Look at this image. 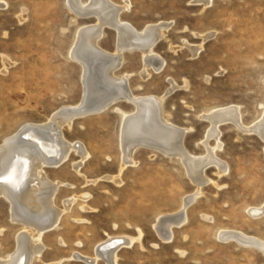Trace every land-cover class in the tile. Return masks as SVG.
<instances>
[{
	"label": "rangeland",
	"instance_id": "1",
	"mask_svg": "<svg viewBox=\"0 0 264 264\" xmlns=\"http://www.w3.org/2000/svg\"><path fill=\"white\" fill-rule=\"evenodd\" d=\"M113 2L129 3L122 17L138 29L167 24L154 49L165 61L162 69L145 68L141 51L126 50L117 74L130 75L138 95L164 96V116L186 129L184 145L191 153L206 154L219 141L215 152L225 168L210 164L200 186L178 155L141 145L121 171L120 113L110 107L76 118L64 134L84 143L90 155L80 171L76 151L44 168L51 181L63 182L55 201L64 213L59 226L41 236L46 248L31 264H92L75 254L92 256L111 236L141 237L119 249V264H264V246L220 236L236 230L264 244V133L225 121L217 129L219 140L206 141L211 121L204 117L236 105L243 125L263 119L264 0ZM75 14L67 0H0V143L82 99V66L70 51L79 28L96 23L97 16ZM104 32L100 44L114 52L117 30L106 25ZM116 106L136 108L128 100ZM188 195L184 221L165 241L158 219L179 211ZM11 209L1 196L0 257L15 253L17 236L26 229Z\"/></svg>",
	"mask_w": 264,
	"mask_h": 264
},
{
	"label": "bare ground",
	"instance_id": "2",
	"mask_svg": "<svg viewBox=\"0 0 264 264\" xmlns=\"http://www.w3.org/2000/svg\"><path fill=\"white\" fill-rule=\"evenodd\" d=\"M203 1L209 2V0ZM67 3L76 13L75 15L97 16L96 23L83 24L79 28L70 51L71 57L82 66L83 97L76 104L56 110L46 122L28 123L0 143V197L5 196L10 200L13 220L26 226V229L17 236L15 253L8 257H0V264L33 263L35 259L41 257L46 248L41 236L59 226L64 210L56 206L55 198L63 182L51 181L44 168L48 165L57 166L64 163L71 152L76 151L82 157L81 162L76 164L77 170L80 171L82 162L89 157L90 153L85 144L77 145L70 142L63 131L64 126H71L76 118L110 107H114L120 113L123 153L121 171L127 164L134 162L133 153L141 145L161 149L169 155H178L190 176L200 186L208 180L205 170L210 164L215 163L221 169L225 168L224 164L219 163L215 152L219 141L216 146L208 147L206 154L191 153L184 145L186 129L175 126L164 116V96L138 95L129 85L130 75L119 76L116 72L124 62L126 50L141 51L145 68L154 66L157 70L162 69L165 61L158 57L154 49L164 36L166 22L152 23L144 29H138L122 17L129 3L119 5L113 0H67ZM106 25L117 30V45L114 52L107 51L100 44ZM192 50L197 54L199 48L194 47ZM147 75L149 73L144 76ZM88 85L90 97L85 103ZM122 100L133 102L136 108L129 112L116 106ZM83 105L93 108L81 109ZM241 114L236 105L215 108L204 114V117L211 121L206 141L210 137L219 140L217 129L220 123L225 121H232L248 132L259 128L264 133V117L253 126H248L243 125ZM68 202L69 205L72 204V201ZM190 202L191 197L188 195L183 199L179 211L159 217L156 229L162 239L171 240L174 225L183 223ZM228 231V229L220 231V236L224 235L227 239L235 237L241 243L246 241L264 246L260 239L241 231L231 230L229 234ZM140 239L141 237L111 236L96 246L92 256L79 253L80 255L75 254V257H82L92 264L99 261L105 264H119V249L132 246Z\"/></svg>",
	"mask_w": 264,
	"mask_h": 264
},
{
	"label": "water",
	"instance_id": "3",
	"mask_svg": "<svg viewBox=\"0 0 264 264\" xmlns=\"http://www.w3.org/2000/svg\"><path fill=\"white\" fill-rule=\"evenodd\" d=\"M89 78V77H88ZM90 90V86L88 85V89H87V92H86V95H85V99H84V102L86 103V99L88 98V97H90L89 96V91ZM84 103V104H85ZM86 105H83V107H81V109H91V108H93V106H86Z\"/></svg>",
	"mask_w": 264,
	"mask_h": 264
}]
</instances>
